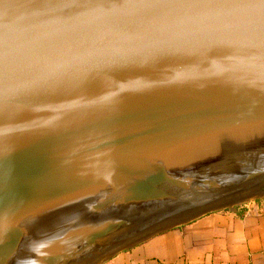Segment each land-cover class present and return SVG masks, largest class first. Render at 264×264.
Segmentation results:
<instances>
[{
    "label": "water",
    "instance_id": "water-1",
    "mask_svg": "<svg viewBox=\"0 0 264 264\" xmlns=\"http://www.w3.org/2000/svg\"><path fill=\"white\" fill-rule=\"evenodd\" d=\"M0 0V264H103L264 197V0Z\"/></svg>",
    "mask_w": 264,
    "mask_h": 264
},
{
    "label": "crops",
    "instance_id": "crops-1",
    "mask_svg": "<svg viewBox=\"0 0 264 264\" xmlns=\"http://www.w3.org/2000/svg\"><path fill=\"white\" fill-rule=\"evenodd\" d=\"M103 264H264V198L207 213Z\"/></svg>",
    "mask_w": 264,
    "mask_h": 264
},
{
    "label": "snow or ice",
    "instance_id": "snow-or-ice-1",
    "mask_svg": "<svg viewBox=\"0 0 264 264\" xmlns=\"http://www.w3.org/2000/svg\"><path fill=\"white\" fill-rule=\"evenodd\" d=\"M212 3L222 4V5H232L234 7L227 9L228 15L223 17L222 22H228L236 25L244 24L247 20L245 15L246 6L252 2V0H210ZM2 16H0V21H2ZM261 20L264 21V11L261 12ZM4 133L2 125H0V148H2L4 143ZM2 176V172H0Z\"/></svg>",
    "mask_w": 264,
    "mask_h": 264
},
{
    "label": "rangeland",
    "instance_id": "rangeland-1",
    "mask_svg": "<svg viewBox=\"0 0 264 264\" xmlns=\"http://www.w3.org/2000/svg\"><path fill=\"white\" fill-rule=\"evenodd\" d=\"M262 198H264V197H261V198H258V199H262ZM258 199H257V200H258ZM254 200H255V199H254ZM251 201H253V200H251ZM246 203H247V202H246ZM242 204H243V203H242Z\"/></svg>",
    "mask_w": 264,
    "mask_h": 264
}]
</instances>
